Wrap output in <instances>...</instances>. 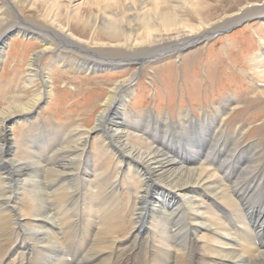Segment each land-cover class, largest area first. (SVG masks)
<instances>
[{
    "label": "bare ground",
    "instance_id": "obj_1",
    "mask_svg": "<svg viewBox=\"0 0 264 264\" xmlns=\"http://www.w3.org/2000/svg\"><path fill=\"white\" fill-rule=\"evenodd\" d=\"M21 1L40 11L39 28H45L55 40L85 52L93 53L72 39L78 37L67 34L68 28L62 23L68 18L71 23L89 26L87 11L90 14L93 8L101 12L100 30L104 37L120 47L136 38L139 28L144 39L135 41L134 45L144 48L183 36L179 32L172 38H166L167 33L155 37V26L149 22L146 10L152 3L159 12L160 4L154 0H108L97 4L88 0L73 13L66 10L63 0H7L11 4ZM127 1L130 7L124 6ZM116 4L124 7L120 20L107 14V10L117 8ZM252 9L259 12L264 10V5ZM253 14L247 10L243 18ZM9 18L0 21V62L5 40L10 35L34 34L19 25L7 26ZM165 18L161 17L166 30L171 23ZM132 20L138 28H131ZM126 33L129 39L124 37ZM37 34L45 48L35 52L30 60L29 81L39 76L46 90L50 73L39 70L38 63L54 44L50 34L38 31ZM194 39H178L171 42L170 48H182ZM121 40L127 42L120 43ZM151 50L141 49V53ZM147 56L143 54L140 59ZM90 61L78 64L88 71L103 68ZM249 65L264 81V48ZM136 74L110 90L94 129L101 130L106 142L118 153L116 175L93 165L92 153L87 149L92 131L78 139L75 133L52 134L56 138L52 144L49 135L38 140L26 136L21 143L12 141L7 127L16 120L34 117L41 98L26 104L14 101L2 114L0 264H264L261 144L242 147L248 133L240 128L228 132L224 123L232 110L229 100L198 119L193 112L182 111L176 122L170 115L126 112L123 107ZM259 95L263 96L264 90L254 92V96ZM112 135L121 140L127 138L135 146L141 145L142 151L126 145L127 154ZM227 145L231 146L228 157L221 160V149ZM58 157L62 161L54 160ZM125 167L133 170V175L126 174ZM92 179L98 181V186L93 185ZM134 182L141 184L139 196L134 195ZM124 186L129 196L124 194L130 201L135 200L130 212H124L129 202L125 204L121 194Z\"/></svg>",
    "mask_w": 264,
    "mask_h": 264
},
{
    "label": "rangeland",
    "instance_id": "obj_2",
    "mask_svg": "<svg viewBox=\"0 0 264 264\" xmlns=\"http://www.w3.org/2000/svg\"><path fill=\"white\" fill-rule=\"evenodd\" d=\"M69 1L63 0L62 4L66 10L72 13L80 5L83 6L88 2V0ZM89 1L97 4V2L108 0ZM154 1L160 4L159 12H156L152 3L146 10L149 12L147 13L150 17L147 16L149 22L155 26V37L167 33L165 37L172 38L176 33L182 32L183 36L178 39L196 38L204 32L214 29L215 25H218L220 29L223 28L222 26H227L224 28L227 29L233 24L239 23L242 16L247 14V10L256 14L251 17L264 15V10L257 12L252 9L264 5V0ZM123 4H125L124 6L128 4L130 7L129 1ZM3 5L4 7L1 8ZM116 7L113 10H107V14L120 20L124 7L121 8L120 4H116ZM32 8L33 6L29 2L21 1L11 4L7 0H0V21L6 19V16L10 17L7 26L19 25L28 30L30 34L34 33V36L15 33L5 40L4 53L0 62V128L2 114L14 101L26 104L37 97L41 98L40 107L34 117L27 120L25 118L16 120L7 127L13 142L21 143L26 136L30 138L29 140H38L43 135L44 137L49 135L48 141L49 144H52L56 139H53L52 134L64 136L75 133L77 136L75 138L78 139L86 136L85 132L92 131L87 149L92 153L93 165L97 168L102 166L116 175L119 171L118 153L109 144V141L106 142L104 133L100 132L101 130L94 131V129L98 125L99 114L103 109L104 101L111 92L110 90L121 80L137 73L130 89H128L130 95L126 96V103L123 107L126 112L134 114L152 112L160 116L170 115L172 121L176 122L182 111L193 112L194 117L198 119L204 112L211 114L213 109L220 108L229 100L232 102V110L228 111L227 120L224 123L228 132L240 128L243 133H248L242 147L258 143L261 144L264 152V95L254 96L257 89L264 90V81L254 73L249 65L253 57L264 48V20L257 19L248 22L229 34L206 40L201 46L182 54L178 52L181 46L170 48L171 42H177L178 39L145 48L134 45L135 41L139 43L144 39L143 30L140 28L135 35L136 38L132 37L124 47L113 44L104 37L100 30L101 12L93 8L90 14L87 11L89 26L71 23L68 18H65L62 23V26L70 31L67 30V34H73L82 41L76 37L72 39L92 49L93 53H90L55 40L51 33L44 31L45 28H39L41 27L39 25L42 19L40 18L41 13ZM162 15L171 23L166 30L162 24ZM132 24L131 28H138L135 25V20H132ZM37 31L42 34H50L54 44L53 49L44 53L38 63L39 70H46L50 73V84L46 90L39 76L29 81L30 60L35 52L45 48V43L38 37ZM183 32L187 34L185 35ZM124 37L128 38V33ZM125 42L121 40L120 43ZM149 48H153L151 52L146 51L150 53L149 56L146 52L141 53V49L145 51ZM162 48L164 50L158 51V54L157 50ZM152 51L157 54H152ZM143 54L147 57L140 59ZM83 59L91 60V64L99 63L104 69L88 71L78 64L84 62ZM207 125L208 123H206V127ZM220 125L221 123H219ZM113 137L118 146L124 150V147L128 145L142 151L141 145L135 146L127 138L121 140L119 137ZM1 142L0 137V145ZM104 144L105 148H103ZM230 148L231 146L227 145L221 149V160H226ZM126 153L128 154V151ZM131 155L135 156V154ZM59 157L54 160L62 161ZM213 164L215 165V163ZM123 170L126 174L133 175V170H129L127 167ZM92 183L94 186H98V184L96 185L98 181L96 182L95 179H92ZM134 184V195L139 196L137 192H140L141 184L138 182H134ZM126 188L127 186H124V191L121 194L125 197V204L127 201L131 203L126 204L128 206L125 207L124 212L125 210L130 212L135 200L130 201L127 197L129 192L125 191ZM127 218L131 221V214H128Z\"/></svg>",
    "mask_w": 264,
    "mask_h": 264
},
{
    "label": "water",
    "instance_id": "obj_3",
    "mask_svg": "<svg viewBox=\"0 0 264 264\" xmlns=\"http://www.w3.org/2000/svg\"><path fill=\"white\" fill-rule=\"evenodd\" d=\"M255 19H258V17L243 18V16H242V20H241L239 23L233 24L231 27H229V28H227V29H220V30H218L217 32H215L214 35H215V36H218V35H224V34H227V33L231 32L232 30H235V29H237L238 27H240V26H242V25H244V24H246V23H248V22H251V21H253V20H255ZM200 42H201V40H199V41H197V42H195V43L189 45V46L186 47L183 51H184V52H187L190 48H194V47L200 45V44H201Z\"/></svg>",
    "mask_w": 264,
    "mask_h": 264
}]
</instances>
